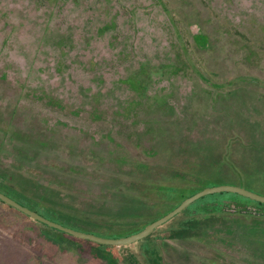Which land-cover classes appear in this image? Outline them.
<instances>
[{
	"label": "flooded vegetation",
	"instance_id": "1",
	"mask_svg": "<svg viewBox=\"0 0 264 264\" xmlns=\"http://www.w3.org/2000/svg\"><path fill=\"white\" fill-rule=\"evenodd\" d=\"M95 1L97 11L80 20L79 54L71 21L53 38L44 30L38 37L31 70L53 78L48 87L25 93L24 81H8L0 62V194L76 231L49 215L131 230L89 232L103 238L137 233L206 188L229 185L264 197V0H147L141 14L134 7L140 0ZM46 36L56 57L43 65ZM69 52L78 62L69 68L76 64L82 76L56 83ZM8 85L16 94L2 88ZM205 167L209 178L192 189L204 181L192 173ZM177 192L188 193L155 217H139ZM199 213L219 215L205 224L222 228L224 218L264 216V204L234 192L207 194L148 236L179 214ZM187 220L183 226L195 227ZM256 235L264 229L249 233Z\"/></svg>",
	"mask_w": 264,
	"mask_h": 264
},
{
	"label": "rangeland",
	"instance_id": "2",
	"mask_svg": "<svg viewBox=\"0 0 264 264\" xmlns=\"http://www.w3.org/2000/svg\"><path fill=\"white\" fill-rule=\"evenodd\" d=\"M72 1L0 0V62H6L8 81L11 78L24 81L25 93L40 85L48 87V81L53 80L31 70L35 59L36 41L42 30L53 38L59 32L67 30L71 21L70 28L73 31L78 29L75 30L78 32L73 40L77 42V45L74 44L75 53L79 54L80 20L83 19V14L95 13L97 4L95 0H74V3ZM110 2L112 0H109ZM146 2L147 0L136 1L134 7L141 8L136 10V14L144 12L142 3ZM108 12L113 13L111 8ZM92 23L95 25V22ZM46 38L45 47L43 45V48L39 49L40 62L43 65L52 62L53 55L56 57V52L47 46L49 36ZM97 49L98 45L94 43L88 48V52L92 55ZM136 50L139 52L138 46ZM69 53L64 61L68 67L55 76L56 83H61L58 78L65 81L67 78L79 79L82 76L76 64L69 68L70 61L78 63L76 59L70 58L75 53ZM2 88L9 95L16 94L15 86ZM63 90L64 86L56 87V93L65 96ZM211 169L205 167L192 173L194 178H204V181L179 185H191L192 189H197L205 184ZM124 176L127 175H123V179ZM186 193L171 194L162 209L155 214L139 217L151 218L157 213H163ZM49 216L58 223L87 233L119 235L131 231L108 230L73 213L58 212ZM182 216L177 215L145 239L113 247L92 244L43 227L0 203V264H264V237L249 236L251 231L264 229V216L238 215L232 221L224 218L227 224H223L222 228H214L215 226L211 225L208 227L205 224V221L211 219L215 225V220L219 217L216 214L199 213L193 218H187L188 220L182 219ZM185 220L196 223L195 227L183 226L182 222ZM235 231L241 234H235ZM230 233L233 235H229Z\"/></svg>",
	"mask_w": 264,
	"mask_h": 264
},
{
	"label": "water",
	"instance_id": "3",
	"mask_svg": "<svg viewBox=\"0 0 264 264\" xmlns=\"http://www.w3.org/2000/svg\"><path fill=\"white\" fill-rule=\"evenodd\" d=\"M234 192L237 193L241 196H244L246 198H249L251 200L260 202L264 204V197L257 195L255 193L249 192L247 190H244L242 188H238L235 186H229V185H222V186H217V187H211V188H206L202 190L201 192H198L197 194L185 199L183 202H181L175 209H173L171 212L167 213L164 215L162 218L148 224L145 226L142 230H140L137 233L125 236V237H120V238H103L99 236H95L86 232H81V231H76L68 227H64L62 225L56 224L54 222H51L39 215H37L34 212L29 211L28 209L19 206L18 204L14 203L10 199L2 196L0 194V200L5 203L6 205L16 209L17 211L23 213L27 218L39 222L40 224L49 227L51 229L57 230L59 232L65 233L73 238L76 239H81V240H86L94 244L98 245H103V246H122V245H129L131 243H134L138 240H141L148 236L151 231L160 226L162 223H164L166 220L174 216L175 214L179 213L184 207H186L189 203H191L193 200L207 195V194H212V193H217V192Z\"/></svg>",
	"mask_w": 264,
	"mask_h": 264
}]
</instances>
